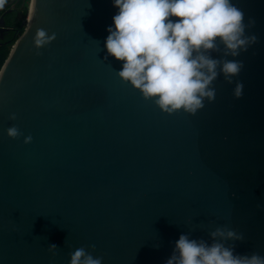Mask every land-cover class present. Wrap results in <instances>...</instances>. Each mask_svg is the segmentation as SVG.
Returning a JSON list of instances; mask_svg holds the SVG:
<instances>
[{
  "label": "water",
  "instance_id": "obj_1",
  "mask_svg": "<svg viewBox=\"0 0 264 264\" xmlns=\"http://www.w3.org/2000/svg\"><path fill=\"white\" fill-rule=\"evenodd\" d=\"M231 3L256 42L232 56L216 40L215 98L189 113L118 76L111 0H30L0 70V264H69L77 248L167 264L180 235L264 257V0ZM230 60L243 67L226 78Z\"/></svg>",
  "mask_w": 264,
  "mask_h": 264
},
{
  "label": "clouds",
  "instance_id": "obj_2",
  "mask_svg": "<svg viewBox=\"0 0 264 264\" xmlns=\"http://www.w3.org/2000/svg\"><path fill=\"white\" fill-rule=\"evenodd\" d=\"M4 0H0V5ZM116 9L104 46L109 56L122 62L118 76L153 98L161 110L183 109L195 113L215 91L209 87L217 77L218 61L205 53L216 40L232 56L246 51L256 37H245L244 13L231 0H111ZM45 32L38 30L35 44L45 43ZM241 61H225L221 72L226 78L238 75ZM243 84L237 83L234 96L240 98ZM16 128L8 129L15 137ZM213 237L239 239L232 231L220 230ZM54 248L55 246H51ZM69 264H103L84 248H77ZM167 264H264V257L234 255L221 243L208 245L180 235Z\"/></svg>",
  "mask_w": 264,
  "mask_h": 264
},
{
  "label": "trees",
  "instance_id": "obj_3",
  "mask_svg": "<svg viewBox=\"0 0 264 264\" xmlns=\"http://www.w3.org/2000/svg\"><path fill=\"white\" fill-rule=\"evenodd\" d=\"M29 2L30 0H4V3L0 5V8L6 6L4 19L6 25L10 28L5 37L0 39V70L9 55L12 45L26 27ZM12 7L13 9L7 12Z\"/></svg>",
  "mask_w": 264,
  "mask_h": 264
},
{
  "label": "flooded vegetation",
  "instance_id": "obj_4",
  "mask_svg": "<svg viewBox=\"0 0 264 264\" xmlns=\"http://www.w3.org/2000/svg\"><path fill=\"white\" fill-rule=\"evenodd\" d=\"M4 13H6L5 12V10L3 9L2 11H1V13H0V15H3ZM5 20V19H4ZM5 29L4 30H1L0 31V39H3L4 37H5V35H6V33H8V31H9V27L5 24Z\"/></svg>",
  "mask_w": 264,
  "mask_h": 264
},
{
  "label": "rangeland",
  "instance_id": "obj_5",
  "mask_svg": "<svg viewBox=\"0 0 264 264\" xmlns=\"http://www.w3.org/2000/svg\"><path fill=\"white\" fill-rule=\"evenodd\" d=\"M27 17H28V15H27Z\"/></svg>",
  "mask_w": 264,
  "mask_h": 264
}]
</instances>
